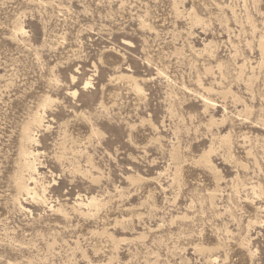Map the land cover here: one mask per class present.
I'll return each mask as SVG.
<instances>
[{
    "label": "rangeland",
    "instance_id": "1",
    "mask_svg": "<svg viewBox=\"0 0 264 264\" xmlns=\"http://www.w3.org/2000/svg\"><path fill=\"white\" fill-rule=\"evenodd\" d=\"M0 264H264V0H0Z\"/></svg>",
    "mask_w": 264,
    "mask_h": 264
},
{
    "label": "bare ground",
    "instance_id": "2",
    "mask_svg": "<svg viewBox=\"0 0 264 264\" xmlns=\"http://www.w3.org/2000/svg\"><path fill=\"white\" fill-rule=\"evenodd\" d=\"M89 82H85L84 83V87H86L87 85H89ZM76 93V92H75ZM73 92V94H75ZM43 118L41 115L36 114L35 116H33L30 120H28L22 127H21V133H20V146H19V154L26 160L29 157H35L36 154L33 153V151L31 150L30 145L33 144H37V140L35 139V136L37 135L35 133V130L38 128H43ZM50 126H45L44 129L48 130ZM27 144V145H26ZM26 169L27 170H31V171H35L37 168H35L34 165L30 164H26ZM33 181V179H32ZM32 183V182H31ZM22 189H24L27 193H29L30 191L33 194V198L37 197V193L34 191V189L28 188V185L26 184H22L21 185ZM59 208H61V205L59 206Z\"/></svg>",
    "mask_w": 264,
    "mask_h": 264
}]
</instances>
